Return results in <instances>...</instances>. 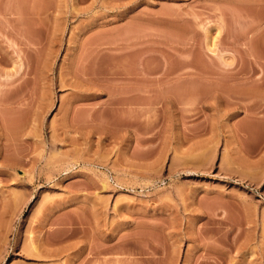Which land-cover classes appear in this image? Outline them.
<instances>
[{
  "label": "rangeland",
  "instance_id": "374dc122",
  "mask_svg": "<svg viewBox=\"0 0 264 264\" xmlns=\"http://www.w3.org/2000/svg\"><path fill=\"white\" fill-rule=\"evenodd\" d=\"M0 264H264V0H0Z\"/></svg>",
  "mask_w": 264,
  "mask_h": 264
}]
</instances>
